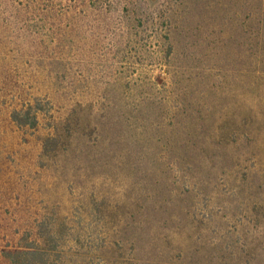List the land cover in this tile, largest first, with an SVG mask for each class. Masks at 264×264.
I'll list each match as a JSON object with an SVG mask.
<instances>
[{
	"label": "rangeland",
	"instance_id": "obj_1",
	"mask_svg": "<svg viewBox=\"0 0 264 264\" xmlns=\"http://www.w3.org/2000/svg\"><path fill=\"white\" fill-rule=\"evenodd\" d=\"M21 1V14L14 9L20 0L0 7V35L38 29L53 45L60 21L78 15L82 0H53L51 12L46 0L27 12ZM173 1L146 0L151 10ZM182 3L184 23L173 20L180 76L166 78L159 49L147 41L139 49L132 41L124 55L113 40L106 53L90 50L98 65L89 82L68 91L97 130L74 125L70 114L58 125L62 137L69 128L71 145L44 157L34 137L25 144L0 124V222L7 235L35 217L60 218L61 264H264V0ZM77 21L72 29H84ZM169 107L185 115L186 131L173 133ZM151 112L159 124L146 122ZM218 114L254 140L239 135L210 149ZM204 147L215 153L214 164Z\"/></svg>",
	"mask_w": 264,
	"mask_h": 264
},
{
	"label": "trees",
	"instance_id": "obj_2",
	"mask_svg": "<svg viewBox=\"0 0 264 264\" xmlns=\"http://www.w3.org/2000/svg\"><path fill=\"white\" fill-rule=\"evenodd\" d=\"M42 1L24 0V9L27 12L31 8H39ZM182 1L185 0H174L165 10H159V8L151 10L146 0H82L78 5V15H69L67 19L60 21L59 25L55 23L58 29L54 34L56 37H54L53 45L46 44L42 36L39 37L38 29H18L16 35L12 33L13 29H9L7 35L2 37L1 34L0 124L10 125L13 132L20 136L25 144L30 143L34 137V143L39 147V156H55L59 152L66 151L71 145L72 134L69 128H66L63 135L66 140L61 136L58 125L60 121H64L75 112L74 125L86 124L87 127L93 125L91 119L84 121L81 117L83 105L77 101L75 94L68 91L71 87L74 90H78L76 86L85 87L86 82H89L86 77L91 75L94 67L98 65L92 54L106 53L105 50L110 51L113 40L118 45V51L124 52V55L128 54L125 47L132 41L139 42L137 49L141 43L147 41L159 49L160 66L164 68L166 78L180 76V68L177 67L174 59L178 32L174 31L173 20L177 22L180 20L184 23L185 13L181 7ZM21 2L20 0L19 4L15 3L14 9L18 11L16 13H23L17 6ZM46 2L48 5L45 12H51L53 0H46ZM0 7L4 9L9 7L7 0H0ZM70 7L68 6L65 11L69 12ZM194 8L189 6V10H194ZM250 13L248 10V14ZM77 19L82 26L85 21L84 29H72V23H76ZM158 21L162 24L161 27ZM153 26H156L155 29L158 30L149 29ZM121 27L123 29H120ZM138 27L142 29H137ZM7 37L10 38L7 39ZM17 37H22L21 42L15 41ZM50 41L53 42V38ZM88 43L90 47L87 48ZM88 53L91 55L86 57ZM136 55L140 58L141 53ZM254 66L250 78L252 77L255 81ZM57 74H61V78H64L61 85L56 84ZM257 74L256 78L263 75V72L258 71ZM221 79H223V84L226 81L225 85L230 81L224 76H221ZM62 93L67 97H62L60 95ZM178 109L172 111L173 109L168 108L171 113L169 126L172 130L174 129L173 133L182 132V130L179 131L180 127H183L184 131L188 128L186 123H182L185 115H182ZM150 115L147 116L146 122L150 126L159 124V115L152 112ZM224 118L225 116L221 114L216 117L215 133L209 139L213 143L210 149L214 146L222 147L228 143V138L231 139L230 142H235L239 135H245L248 140H254L249 132L239 131L233 129L231 125H226ZM112 123H114L113 120H110L111 126ZM92 128L96 129L97 124L95 123ZM204 148V151L208 149V147ZM205 154L214 164L215 153L213 152L210 156L205 151ZM186 155H183V158ZM195 155L192 153L189 157L190 165L198 163L194 159ZM59 219L35 217L29 223V227L18 229L15 236L7 235L4 225L0 222V264H61V254L58 248L63 243L59 236V227L62 224L57 221Z\"/></svg>",
	"mask_w": 264,
	"mask_h": 264
}]
</instances>
